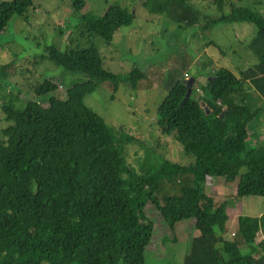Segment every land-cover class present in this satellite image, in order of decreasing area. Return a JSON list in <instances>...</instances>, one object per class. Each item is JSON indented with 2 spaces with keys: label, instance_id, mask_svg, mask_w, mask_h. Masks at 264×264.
<instances>
[{
  "label": "trees",
  "instance_id": "1",
  "mask_svg": "<svg viewBox=\"0 0 264 264\" xmlns=\"http://www.w3.org/2000/svg\"><path fill=\"white\" fill-rule=\"evenodd\" d=\"M235 1L213 0L219 11L227 4L229 11L206 24L189 0L165 1L169 19L180 26L207 29L217 21L251 23L256 31L250 49L256 61L236 71L221 68L198 89L192 84L185 101L183 80L193 58L181 54L172 62L161 81L167 95L157 110V125L193 161L165 162L150 177L125 179L132 170L105 120L83 102L103 81H111L114 90L124 81L134 87L145 73L140 68L125 74L104 69L94 44L69 52L55 45L45 49L49 60L86 74L88 80L68 88L65 99L50 97L47 106L36 101L22 108L1 106L7 124L0 129V264H146L152 224L140 215L148 201L171 222L178 219L176 212L193 221L197 233L188 236L182 264H264V240L252 243L264 229V214L239 218L238 233L250 248L242 253L237 240L223 235L225 202L215 205L204 190L209 176H222L227 182L236 180V195L264 197V161L238 172L249 156L245 143L250 122L260 110L252 107L248 91L264 99V14ZM32 5V0L1 1L0 32L11 16H23ZM133 17L125 7L112 4L102 15L88 18L86 26L110 42ZM52 89L45 81L34 92ZM180 172L191 173L192 184L177 195L164 196L160 204L153 194L157 182Z\"/></svg>",
  "mask_w": 264,
  "mask_h": 264
},
{
  "label": "rangeland",
  "instance_id": "2",
  "mask_svg": "<svg viewBox=\"0 0 264 264\" xmlns=\"http://www.w3.org/2000/svg\"><path fill=\"white\" fill-rule=\"evenodd\" d=\"M165 1L32 0V7L23 16H11L0 32V129L7 124L1 110L3 104L22 108L27 101H36L47 106L50 97L65 99L68 88L88 80L86 74L68 71L49 60L45 50L48 46L55 45L60 51L69 52L94 44L104 69L125 74L140 68L145 73L134 87L124 81L114 90L113 83L107 80L83 98L84 104L105 120L123 160L132 170V175H125V179L153 176L165 162L179 165L192 162L193 157L183 152L179 142L157 125V110L167 95L161 81L181 54L195 57L187 72L189 77L197 78V82L203 80L200 85L206 81L202 76L212 68L219 71L227 67L236 71L252 65L256 57L250 42L256 30L249 22L217 21L207 29L202 25L180 26L169 19ZM189 2L201 12V24L229 11L228 4L219 11L213 0ZM112 4L125 7L134 17L130 25L120 26L107 42L90 33L86 20L102 15ZM235 4L264 14V0H236ZM210 74L213 75V71ZM45 81L52 83L54 89L35 94L34 87ZM248 95L254 108L264 102L253 89ZM252 166L247 156L239 174ZM192 179L189 172L163 177L153 191L154 199L163 204L164 196L179 194L181 188L192 184ZM208 179L205 192L215 196V205L225 202L224 210L230 220L237 214L254 217L264 210V197L236 195V180L227 182L222 176ZM173 216L178 217L175 222L167 219L154 201H148L142 208L140 219L152 224L151 239L145 251L146 264H182L188 235L196 234L197 229H193V221L181 218L177 212ZM255 238L254 245L264 238V229ZM241 247L242 253L249 250L247 244Z\"/></svg>",
  "mask_w": 264,
  "mask_h": 264
},
{
  "label": "crops",
  "instance_id": "3",
  "mask_svg": "<svg viewBox=\"0 0 264 264\" xmlns=\"http://www.w3.org/2000/svg\"><path fill=\"white\" fill-rule=\"evenodd\" d=\"M203 53H205V50ZM191 57L193 58V61H195V57L194 56H191ZM222 68H224V67H222ZM214 69L215 68H212L211 70H209L210 72L213 71V75L215 74L216 71H218L217 68L215 70ZM209 71L206 72L205 76H202L206 80L212 76ZM188 78H189V74L187 72L186 73V79H188ZM138 82H139V80H138ZM196 82H197V78H194L193 84L196 87V89H198L201 82L198 81L197 83H199V84H196ZM137 85H138V83H137ZM257 106H258L257 108H260L261 111L259 110L257 115L251 121V123H250V127H251L250 136L248 138V142L246 141L247 144L245 143V147H246L245 150H246V153L249 155L248 160H249V158L251 159V157H252V159H251L252 165H254V166L256 164L264 161V156H263L264 155V110H263L264 109V102L260 105H257ZM254 166H252V167H254ZM208 180L209 179H207V181ZM211 196L213 197L214 203H215L216 202L215 196L213 194H211ZM222 201H224V199ZM225 213H226V211H225ZM263 214H264V210H261V211H258L256 214H254V217H260ZM243 215L250 216L249 214H237L236 216L235 215L232 216V218L230 220V217L227 214L228 219L226 221L225 229L223 232L224 237L237 240L239 243L240 249L242 248L241 245L247 244L245 242V240L241 237V235L239 233H237L238 232V224H239L238 221H239V218ZM251 217H253V216H251ZM262 232H263V228L261 230H259L256 235H258L259 233H262ZM192 234H194V233H192ZM263 239L264 238H260L259 241H261ZM261 252H262V249L259 248L255 254L258 255Z\"/></svg>",
  "mask_w": 264,
  "mask_h": 264
},
{
  "label": "water",
  "instance_id": "4",
  "mask_svg": "<svg viewBox=\"0 0 264 264\" xmlns=\"http://www.w3.org/2000/svg\"><path fill=\"white\" fill-rule=\"evenodd\" d=\"M194 78L193 77H189L188 79H184L183 83L186 85L187 87V91L186 94L184 96L183 101H185L191 94L192 91V84H193ZM201 105H204V103L202 102ZM209 110H206V113H208Z\"/></svg>",
  "mask_w": 264,
  "mask_h": 264
}]
</instances>
